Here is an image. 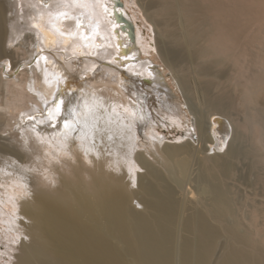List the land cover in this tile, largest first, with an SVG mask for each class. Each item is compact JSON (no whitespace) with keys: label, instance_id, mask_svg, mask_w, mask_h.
Instances as JSON below:
<instances>
[{"label":"bare ground","instance_id":"bare-ground-1","mask_svg":"<svg viewBox=\"0 0 264 264\" xmlns=\"http://www.w3.org/2000/svg\"><path fill=\"white\" fill-rule=\"evenodd\" d=\"M120 1H0V262L264 264V107L253 99L264 72L246 59L256 38L264 68V35L217 24L225 5L236 25L252 5L139 0L190 121L139 59L133 4ZM160 124L179 136L164 143ZM240 178L248 204L233 196ZM188 194L200 204L190 213Z\"/></svg>","mask_w":264,"mask_h":264},{"label":"rangeland","instance_id":"rangeland-1","mask_svg":"<svg viewBox=\"0 0 264 264\" xmlns=\"http://www.w3.org/2000/svg\"><path fill=\"white\" fill-rule=\"evenodd\" d=\"M0 1H2V0H0ZM131 1H132V4L133 5H130L129 4V6H126V10L129 12V14H130L131 17L133 16V18L131 20V24H133V28L135 29L134 30V35L136 36V34H138L136 37L137 38L139 37V39H137L135 37V47L137 48L136 50L139 52V59L142 60V61H148V60L150 61L151 60V62H153L152 65L155 68V70L158 71L161 74V77H163V80L168 85V88H170L175 93L174 94L173 104H175V106L178 108L179 114L182 115L183 117H184L185 114H187V116L190 119V121H192L193 120L192 119V116H190L189 115V112L187 111V108H186V105H185V100L182 97V94H181V92L179 91V89L177 87L176 81L174 79V75L172 74V72L165 65V63H164V61H163V59L161 57V54L157 53V51L153 48L154 47V35L156 34L155 33V30L153 28V25L147 20V18L144 15V12L142 11L141 5L138 4V3H141V2L139 0H138V2H135L137 0H131ZM207 1L210 2L211 0H207ZM120 2L123 3V4H126V0H122ZM226 3H228V0H226ZM241 3H243V5L245 7H246L247 3H250L252 5L251 6V11L252 12L248 13V15H244V14H246V12H244L243 14H240L239 16L242 17V18L240 19V17H239L240 20L237 19V22L239 20V22H238L237 25H236V22L235 23L233 22L235 20H233L231 17L227 16L230 13V11H231L230 10L231 8L228 7V4L225 5L224 8H222V11L224 10L223 13L217 16V19H218L217 21H219V18H220V21L221 22L219 21V23H217V22H214V23H217V24L222 25V22L225 23L227 21L226 22V26L228 25V27L234 28L235 31L237 30L236 28L238 27L239 30H241V31L244 30V29H246L247 30V33H248V31L250 33L253 31L251 34L254 35V38L256 36L257 37L258 36H261V35L263 36L264 34L261 32V27L264 28V23H263L264 22V0H250V1L249 0H241ZM225 9H227V10H225ZM10 14L11 15H9V12H7V16L9 15V17H8L9 19L11 18V16H13L11 12H10ZM134 14H136V15H134ZM210 15H209L210 16L209 18H211V19H213L212 17H215V16H213V13H211ZM223 16H225V17H223ZM244 16H247V19L248 18H252L253 22H251L250 24L246 23V21H244L246 17L244 18ZM224 18H225V20H224ZM231 20H233L232 23H231ZM241 20H242V23L245 24L244 26H246V28L245 27H242L243 25L240 22ZM20 21H22V20L20 19ZM228 21H229V23H228ZM210 22H212V20ZM231 25H232V27H231ZM28 29H30V28H28ZM231 31H233V30L231 29ZM222 35H219L218 36V41L220 42V44L224 45L225 47L228 46V48L230 47V49H235V50L237 49L238 50L242 46V44L235 45L234 42L229 39L230 38L229 37L230 34L229 35L228 34H224L223 36ZM141 39H142L143 45H144L145 42H146V44H148L147 41L150 42L148 44V46H145L144 45L145 47H143V45L140 43L141 42ZM144 39L146 40L145 42H144ZM25 42L29 43L27 37L24 40V43ZM150 44L152 45V47H151ZM15 45H16V42L14 43L13 46H15ZM26 45L27 44H25V46ZM149 47H150V49H149ZM260 48H261V45H259L258 40L255 38L253 40L252 48L250 49V50H252L251 51L252 55L246 57V59L253 58V65H251V67H250L251 69L250 70H252V73H254V74L264 72L263 71L264 68H263L262 62H261V60L263 59V56H262V54L260 52ZM231 73H233V75H234V72H231ZM247 76H248V74H247ZM257 80L255 82V88L256 89L254 88L255 91L253 93V95H254L253 96V99L260 106L264 107V79L258 78ZM261 82H263V83H261ZM255 93H257V95ZM256 96H258V97H256ZM257 100L259 102L260 101L261 102L259 103ZM232 114L233 115H231V118H233L235 120L241 119L242 116H243L242 113H240L238 111H233ZM183 120H184V118H183ZM159 126L160 127L157 128V131L155 133L157 135H159V136L165 137L164 138V140H165L164 143H171V142L174 141L175 138H177L179 136V135H176L175 136L176 129L174 131L173 128H170V127H167L166 128V127H163L161 124ZM149 131H151V129H148V132H147L148 134H149ZM174 136H175V138H174ZM146 137L148 138V135L145 134V132L141 134V139H140L141 143L146 144L148 142V140L146 139ZM246 138L248 139V137H246ZM145 139H146V141H145ZM249 140L248 141L250 143L248 142V144L251 145V146H254V143L251 141L252 139H249ZM139 150H141L142 152H145V151H143L144 150V147L143 146H141ZM149 152H151V151H149ZM155 153H156V151L151 152V154L154 155L152 157H150L147 153H146L145 156L146 157L148 156L147 158L150 160V163H152L154 165V166L152 165L153 168L157 169L160 172L165 173L164 172V162L160 161L159 157L156 156ZM207 153H209V152H207ZM205 154H206V152H205ZM202 155H203L202 154V151H199L198 150L197 153H196L197 159L200 158V157H202ZM153 159H154V161H153ZM73 160H74V162H73ZM73 160H72V163L73 164L69 161V163L72 165V167L75 166V161L76 160H77L76 161V165L79 162V160L77 158H75ZM86 164L88 166L89 163H86ZM89 166H91V164H89ZM244 167H245V169H244ZM246 167H247V165H245L243 167H242V165H239V170H240L241 173H243L242 175L245 176L244 178H246V180L247 181L249 180V182H250V180L253 179L254 176L251 177V175L247 174V168ZM193 170H196V166H195V168ZM137 171H138V173H141V174L144 173V170L143 169H138ZM127 180L128 179L126 178V181ZM253 181H254V179L251 180V182H253ZM242 182H244V180H243V178H240V183L238 185H236L235 187H233L234 189L232 188L233 193L236 191L233 194V196L235 195L234 198L236 199V203H238L240 205H242V204H248V198L250 196L249 188H246L244 186L245 184H242ZM237 186H239V187L237 188ZM188 196H187V198L191 201V207H192V209H189L187 211V213H190L195 207L196 208L200 207V204H199V201L195 200L196 199L195 198L196 196H193V199L190 198L191 197L190 194H188ZM140 197H141V195L139 194L138 197H137V200L133 202V206L135 205V208L136 209H140L141 210L142 209L141 206L138 205L139 200H140ZM178 197H180V194L178 195ZM256 199H258V198H256ZM3 209H5V208L3 207ZM240 214H241V212H240ZM247 216H246L245 225H244L245 226L244 227L245 229H248V226H249L247 224L248 221H249L248 218H247ZM0 225H1V223H0ZM179 231L181 232V234L184 233V232H182V230H179ZM263 233H264V227H263ZM221 251H222L221 248H219L217 250L216 256L220 255ZM7 259L8 258L6 257V260ZM0 263L1 264H4V261H1Z\"/></svg>","mask_w":264,"mask_h":264},{"label":"water","instance_id":"water-1","mask_svg":"<svg viewBox=\"0 0 264 264\" xmlns=\"http://www.w3.org/2000/svg\"><path fill=\"white\" fill-rule=\"evenodd\" d=\"M120 4V3H119Z\"/></svg>","mask_w":264,"mask_h":264}]
</instances>
